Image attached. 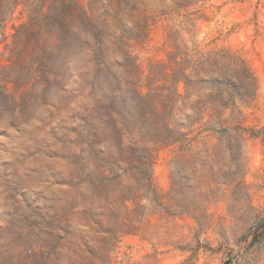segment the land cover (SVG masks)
I'll list each match as a JSON object with an SVG mask.
<instances>
[{"label":"rangeland","instance_id":"rangeland-1","mask_svg":"<svg viewBox=\"0 0 264 264\" xmlns=\"http://www.w3.org/2000/svg\"><path fill=\"white\" fill-rule=\"evenodd\" d=\"M72 1L98 19L111 18L117 9L112 0ZM185 1L192 39L203 51L224 49L242 57L257 89L247 106L219 107L221 120L205 118L192 125L187 140L170 143L152 138L157 132L150 116L137 132V110L115 99V109L130 121L122 142L151 154L157 196L141 200L139 229L119 238L111 264H264V0ZM56 7L55 0H0V264H50L62 243L73 255L98 235L87 224L90 216L78 213L97 208L78 197L71 158L80 141L92 139L94 125L101 127L92 117L94 101L109 105L114 79L88 52L76 61L57 59L55 69L69 67L71 73L48 77L51 39L43 14ZM128 7L139 6L121 8L126 31H137L135 24L155 14L147 20L145 39L133 46L147 75L151 64L167 60V31L181 26L182 16H159L148 6L145 15L133 18L126 15ZM109 40L102 35L105 59ZM109 65L125 74L116 63ZM68 179L72 185L64 184Z\"/></svg>","mask_w":264,"mask_h":264},{"label":"trees","instance_id":"trees-1","mask_svg":"<svg viewBox=\"0 0 264 264\" xmlns=\"http://www.w3.org/2000/svg\"><path fill=\"white\" fill-rule=\"evenodd\" d=\"M45 1L54 3V0ZM112 1L117 9L109 19L89 15L72 0H55L56 9L43 14L44 27L51 39L44 66L48 77L71 73L69 67L61 71L55 69L57 59L65 63L74 57L76 61L78 56L88 52L92 61L110 72L114 79L109 105H104L102 100L94 101L96 110H93L92 117L101 127L94 125L92 139L86 137L80 141L79 153L71 158L77 165L73 178L78 179L79 184H75L78 185V197L97 208L78 213L90 216L87 224L91 229L95 227L98 235L92 245L85 244L88 249L73 255L65 252V243H62L60 250L53 253L50 264H111L119 238L139 229L137 208L142 206L141 200L148 196L156 199L150 175L151 154L142 146L122 142L123 133L131 129L128 128V115L124 117V113L115 109L117 97L124 103L128 101L137 110L140 117L137 132L143 128L141 121L150 116L157 132L152 138L170 143L187 140L192 125L205 118L221 120V114L217 113L219 107L247 106L257 89L254 74L242 57L224 49L203 51L192 39L193 21L185 0ZM131 3L139 8L128 7L126 15L129 17L145 15L148 6L159 16L172 17L174 13L182 16V25H171L167 31L170 45L167 60L151 64L147 75H143L135 61L133 46L145 39L149 27L147 20L154 21L155 14H146L140 23L135 24L137 31H126L121 28L123 14L119 15V12ZM180 11L185 13L180 14ZM36 21L33 17L34 24ZM182 31L191 38L182 39ZM103 34L110 38L106 59L100 53ZM112 57L115 60H111ZM111 61L125 74L120 76L111 71ZM114 112L120 116V121L115 119ZM86 150L87 155H84ZM65 157L69 159V155ZM82 175L87 179L83 180ZM70 181L68 179L64 184L72 185ZM82 190L88 194L84 195ZM128 205L133 207L129 210Z\"/></svg>","mask_w":264,"mask_h":264},{"label":"water","instance_id":"water-1","mask_svg":"<svg viewBox=\"0 0 264 264\" xmlns=\"http://www.w3.org/2000/svg\"><path fill=\"white\" fill-rule=\"evenodd\" d=\"M225 264H227V262Z\"/></svg>","mask_w":264,"mask_h":264}]
</instances>
